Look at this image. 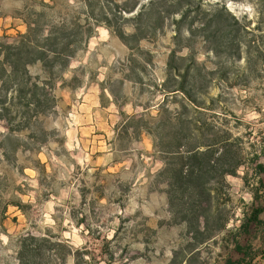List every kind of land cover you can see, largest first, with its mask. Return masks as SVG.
Here are the masks:
<instances>
[{
    "label": "rangeland",
    "instance_id": "rangeland-1",
    "mask_svg": "<svg viewBox=\"0 0 264 264\" xmlns=\"http://www.w3.org/2000/svg\"><path fill=\"white\" fill-rule=\"evenodd\" d=\"M105 16L125 41L95 24ZM61 21L75 54L27 67L50 107L21 129L0 120V264H258L263 234L241 224L261 179L264 0H0V42L29 27L42 47ZM185 137L213 144L220 168L205 172L209 200L176 191L170 205L162 171L184 160L159 144ZM200 213L205 225L182 217Z\"/></svg>",
    "mask_w": 264,
    "mask_h": 264
},
{
    "label": "trees",
    "instance_id": "trees-1",
    "mask_svg": "<svg viewBox=\"0 0 264 264\" xmlns=\"http://www.w3.org/2000/svg\"><path fill=\"white\" fill-rule=\"evenodd\" d=\"M91 6H85L86 9ZM122 12H126L122 10ZM141 11L137 14L140 17ZM87 17V16H86ZM88 19V18H87ZM104 22L95 21L98 26H105L110 32L117 35L120 39L124 40V36H127L125 32H117L110 26L106 16L103 18ZM90 22H85V26L81 27L85 31H89ZM78 25V24H77ZM69 27L63 21L61 23L51 26L48 33L42 38V44L44 46H35L31 43L30 33L35 32V29L28 27V32L25 35L19 36V41L12 44L7 42H0V120L6 122L10 127L9 131L14 129H21L27 125L32 118H37L42 115L49 107L52 101L51 88L48 84L49 81L32 80L28 74L27 67L33 63L39 61L42 66L49 69L52 64L58 62L60 67L66 66L71 57L76 51L69 49V43H64L63 40H57V34L64 36ZM134 36L139 28L134 27ZM144 36H140L138 40L143 39ZM59 41V42H58ZM128 45V43L126 42ZM33 49H38L39 55L34 56L32 54ZM173 55H170L166 66L168 69L176 71V66L173 64ZM182 60V58H179ZM49 76L53 75V70H49ZM179 91L182 92L187 100L194 106L200 107L198 100L189 94L184 88L173 89L170 92ZM169 92V91H168ZM17 121V122H16ZM191 122H189L190 124ZM147 129V128H146ZM159 149L169 159L184 160L183 164L177 168L172 169L169 164L163 169L162 174L171 178L168 180V192L167 197L170 205L175 200L174 195L176 191L180 193L181 199L184 196H188L189 199L194 197L196 201H206L210 198V190H213L210 186H205V172H217L220 168L217 166V159L213 158L214 145L205 144L200 141L189 142L184 138V142L165 141L161 139ZM185 149L186 155L183 156L179 153V149ZM205 148V149H202ZM264 158V148L260 150L258 154L253 156L251 162H253V169L256 173H260L263 170V165L259 163V159ZM186 161V162H185ZM242 165L241 161H235L231 167L222 169L219 173L221 176L235 175L236 170ZM261 186L258 181V186ZM258 189V188H257ZM252 203L249 206V212H244L243 222L241 224L242 230L247 229L250 225H258L260 222L258 216L261 213V209L255 206V201L258 200L255 190L251 192ZM177 212L184 213L186 209L177 208ZM188 214H183L182 217L186 222H199L200 219L206 224L207 218L203 214H197L189 218ZM224 223L221 225L223 228ZM236 250L241 253L245 259L249 256L247 251L241 252V248L236 247ZM249 250V249H248ZM225 264H240V262L227 259Z\"/></svg>",
    "mask_w": 264,
    "mask_h": 264
},
{
    "label": "crops",
    "instance_id": "crops-1",
    "mask_svg": "<svg viewBox=\"0 0 264 264\" xmlns=\"http://www.w3.org/2000/svg\"><path fill=\"white\" fill-rule=\"evenodd\" d=\"M259 160H260L259 163H261L263 165V170H262V172L259 173L261 176V179L259 180L261 183V186L259 185L257 187L258 189L255 188L254 190H255L256 196L258 198V200L255 201V206L260 208L262 211L258 216V220L260 223L258 225L252 224L249 227H251V226L253 227L252 230L254 231L253 232L254 234H252L253 235L252 237L255 238L256 240H258L260 233L263 234V238L260 240V243L258 246L260 249L258 251L261 252V254H259L257 257H255L253 261L258 262V264H264V158H260Z\"/></svg>",
    "mask_w": 264,
    "mask_h": 264
}]
</instances>
